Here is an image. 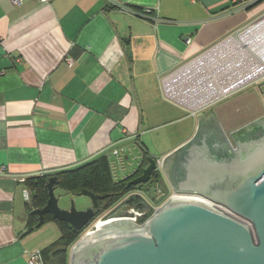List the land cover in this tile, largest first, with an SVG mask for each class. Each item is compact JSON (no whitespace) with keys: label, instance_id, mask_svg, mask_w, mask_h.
<instances>
[{"label":"crops","instance_id":"0c3cea01","mask_svg":"<svg viewBox=\"0 0 264 264\" xmlns=\"http://www.w3.org/2000/svg\"><path fill=\"white\" fill-rule=\"evenodd\" d=\"M255 2L0 0V264H45L41 250L60 236L54 221L29 227V178L102 156L125 178L147 152L165 158L171 195L172 164L210 109L238 149L232 133L264 117L237 100L240 90L193 115L165 98L162 80L264 13ZM173 126L181 132L153 156L150 134Z\"/></svg>","mask_w":264,"mask_h":264},{"label":"water","instance_id":"95a60500","mask_svg":"<svg viewBox=\"0 0 264 264\" xmlns=\"http://www.w3.org/2000/svg\"><path fill=\"white\" fill-rule=\"evenodd\" d=\"M232 135L236 150L212 110L204 112L196 135L178 152L169 172L176 193L202 196L237 216L185 196L171 195L161 203L168 195L157 197L158 188L167 189L162 177L163 186L156 183L149 190L150 198L161 205L142 225L125 218L124 205L111 216L117 220L98 224L96 231L75 243L70 264H264V117ZM157 165L150 158L128 186L149 182ZM56 183L57 176L49 178L46 205L32 211L39 216L36 227L51 213L82 230L105 196L83 189L76 195L91 198L92 206L78 210L72 200L70 208L63 209L55 194ZM141 206L146 208L147 203Z\"/></svg>","mask_w":264,"mask_h":264},{"label":"built area","instance_id":"2783aa9c","mask_svg":"<svg viewBox=\"0 0 264 264\" xmlns=\"http://www.w3.org/2000/svg\"><path fill=\"white\" fill-rule=\"evenodd\" d=\"M13 1L17 3L19 0ZM48 1L41 0L44 3ZM149 12L150 10H146V13ZM190 41L188 38L187 42ZM68 61L72 63V59ZM251 83L258 84L264 109V13L165 76L162 89L166 99L194 115L204 107L233 95ZM119 153L120 151L115 149L112 155L118 156ZM164 160L165 158L157 159V169L162 172ZM172 196L204 200L237 216L227 207L199 195L173 193ZM158 207L156 203L147 205L146 208L128 207L125 218L142 225L139 220L148 219ZM37 263L36 256L29 261V264Z\"/></svg>","mask_w":264,"mask_h":264},{"label":"trees","instance_id":"16d2710c","mask_svg":"<svg viewBox=\"0 0 264 264\" xmlns=\"http://www.w3.org/2000/svg\"><path fill=\"white\" fill-rule=\"evenodd\" d=\"M262 1L263 0H257L255 3L257 4ZM131 8L140 15L148 14L144 8ZM149 159L150 156L148 153L144 152L143 159L138 169L125 178H117L113 173L112 161H110L107 156H102L76 168L27 179L28 186L33 190L31 198L27 203L29 209V227H35L38 223L37 215L32 214L30 210L43 208L48 201L49 194L47 184L49 178L52 176H57L56 189L60 188L66 193L76 195L81 190L87 189L95 194L105 196L103 199L99 200L100 208L95 212L93 221L102 217L107 210H114L116 206L121 207L126 205L128 207L143 208L141 204L144 202L149 206V203L154 201L149 196L150 188L156 183L161 185L163 182L159 169L152 172L149 182L128 186V183L132 179L143 173V170L149 165ZM145 184L148 185L147 189L144 187ZM159 189L160 188L157 189V193ZM169 194L168 192V196ZM146 219H140L139 223L143 224ZM49 221H54L58 225L60 236L56 241L41 250L45 264H67L70 248L79 240L90 225H87L82 230H75L69 223L55 219L51 213H47L44 215V223Z\"/></svg>","mask_w":264,"mask_h":264},{"label":"rangeland","instance_id":"374dc122","mask_svg":"<svg viewBox=\"0 0 264 264\" xmlns=\"http://www.w3.org/2000/svg\"><path fill=\"white\" fill-rule=\"evenodd\" d=\"M262 2H264V0ZM262 2H260V4ZM236 98H237L238 101L243 100V101L247 102L248 109H249V113L250 114L260 115V117L263 116L264 110H263V106H262L261 101H260V99H261L260 98V88L258 87V84L257 83H251V84L245 86L244 88H242L237 93ZM219 101L220 100H218V102ZM179 128H180V126H176V127L173 126L170 129L169 128H163L160 131H156V132H153L152 134H150V142L149 143H151V144L149 145V147L151 149L150 150L151 154L153 156H157L158 157V154L156 152V148H155L154 145L156 144V145H158L161 148L166 147V145L168 143L166 142V144H164L163 139L166 136H168L169 134H173V133H174V135L172 137H176L177 134H178L177 131H179ZM180 132H181V130L179 131V133ZM133 156H131V157H133ZM150 158H152V157H150ZM165 185H166L167 190L169 191V189H168L169 188V185L166 183V181H165ZM144 187L147 189L148 188V185L145 184ZM170 190H171V188H170ZM55 194L58 197L59 206L61 208H63V209L70 208V205H71V201L72 200H74L75 206H76V208L78 210H84V209H87L88 207L92 206V200H91V198H89L87 196H83V195H80V196H78V195H72L70 193H66L65 191H63L60 188H57L55 190ZM171 195L170 194H169V196L167 195V197L165 198L164 201H166ZM123 206H121V207L116 206L115 209H114L115 210L114 212H116L117 210H120ZM111 216L112 215H110V216H106V215L103 216L102 215V217H100L97 220L93 221V223L83 233V235L79 238V240L81 238H83L85 236V234L89 230H93L94 229V226L96 225V222L97 221L109 219Z\"/></svg>","mask_w":264,"mask_h":264},{"label":"flooded vegetation","instance_id":"af4514ba","mask_svg":"<svg viewBox=\"0 0 264 264\" xmlns=\"http://www.w3.org/2000/svg\"><path fill=\"white\" fill-rule=\"evenodd\" d=\"M169 191L166 189V190H161V189H159V191H158V193H157V197H161V196H164V195H166V193H168ZM32 195V194H31ZM31 198V197H30ZM165 200V199H164ZM163 200V201H164ZM163 201L161 202V203H163ZM153 203H155V201H153V202H150L149 204H153ZM161 203L160 204H158V205H161ZM115 208V207H114ZM113 208V209H114ZM127 208H128V206H127ZM37 209H39V208H37ZM34 210V209H33ZM32 210H30V212H31ZM114 211L115 210H112L111 211V209L110 210H107L103 215H106V216H110V215H112L113 213H114ZM34 215H37V214H34ZM37 217H38V221H39V216L37 215ZM93 223V220L88 224V225H91ZM73 247V246H72ZM72 247L70 248V251H71V249H72Z\"/></svg>","mask_w":264,"mask_h":264},{"label":"bare ground","instance_id":"6f19581e","mask_svg":"<svg viewBox=\"0 0 264 264\" xmlns=\"http://www.w3.org/2000/svg\"><path fill=\"white\" fill-rule=\"evenodd\" d=\"M185 198H190V197H185ZM127 219V218H126ZM114 220H117V219H114V218H112L111 217V219L109 218V219H106V220H99V221H97L96 222V226L94 227V229L93 230H89L86 234H85V236L89 233V232H92V231H96V227H97V225L98 224H101V223H109V222H113ZM125 220V219H124ZM127 220H129V219H127ZM84 236V237H85ZM83 237V238H84Z\"/></svg>","mask_w":264,"mask_h":264},{"label":"clouds","instance_id":"9594fccd","mask_svg":"<svg viewBox=\"0 0 264 264\" xmlns=\"http://www.w3.org/2000/svg\"><path fill=\"white\" fill-rule=\"evenodd\" d=\"M160 206V205H159Z\"/></svg>","mask_w":264,"mask_h":264}]
</instances>
